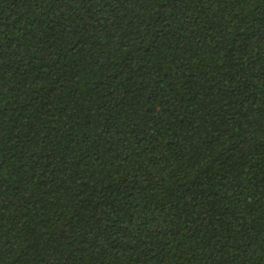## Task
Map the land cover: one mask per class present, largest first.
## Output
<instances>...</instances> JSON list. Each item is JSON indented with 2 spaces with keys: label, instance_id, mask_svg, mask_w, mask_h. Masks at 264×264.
Wrapping results in <instances>:
<instances>
[{
  "label": "trees",
  "instance_id": "trees-1",
  "mask_svg": "<svg viewBox=\"0 0 264 264\" xmlns=\"http://www.w3.org/2000/svg\"><path fill=\"white\" fill-rule=\"evenodd\" d=\"M0 264H264V0H0Z\"/></svg>",
  "mask_w": 264,
  "mask_h": 264
}]
</instances>
